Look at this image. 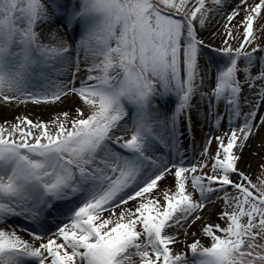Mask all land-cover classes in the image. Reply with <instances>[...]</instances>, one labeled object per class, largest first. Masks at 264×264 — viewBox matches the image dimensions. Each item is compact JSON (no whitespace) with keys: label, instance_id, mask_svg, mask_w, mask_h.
<instances>
[{"label":"snow or ice","instance_id":"snow-or-ice-1","mask_svg":"<svg viewBox=\"0 0 264 264\" xmlns=\"http://www.w3.org/2000/svg\"><path fill=\"white\" fill-rule=\"evenodd\" d=\"M257 171L264 0H0V264H264Z\"/></svg>","mask_w":264,"mask_h":264},{"label":"rangeland","instance_id":"rangeland-1","mask_svg":"<svg viewBox=\"0 0 264 264\" xmlns=\"http://www.w3.org/2000/svg\"><path fill=\"white\" fill-rule=\"evenodd\" d=\"M216 43L218 44L219 41L217 40ZM254 147H259V145H254ZM262 174H264V173H262L261 171H257V172H256V175H255V177H254V182H255V178L258 177V176H261Z\"/></svg>","mask_w":264,"mask_h":264},{"label":"bare ground","instance_id":"bare-ground-1","mask_svg":"<svg viewBox=\"0 0 264 264\" xmlns=\"http://www.w3.org/2000/svg\"><path fill=\"white\" fill-rule=\"evenodd\" d=\"M12 115H14V113H10V114H9V118H11Z\"/></svg>","mask_w":264,"mask_h":264}]
</instances>
